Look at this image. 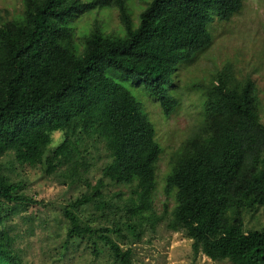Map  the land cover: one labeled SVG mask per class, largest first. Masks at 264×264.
<instances>
[{
    "label": "trees",
    "instance_id": "16d2710c",
    "mask_svg": "<svg viewBox=\"0 0 264 264\" xmlns=\"http://www.w3.org/2000/svg\"><path fill=\"white\" fill-rule=\"evenodd\" d=\"M242 4L146 0L135 21L126 0H22L20 13L0 22V264H19L2 220L36 202L24 194L21 181L4 173L1 157L7 152L20 165H40L62 183L85 187L63 208L66 246L87 237L97 255L100 240L108 246L110 264H133L131 249L120 248L110 234L123 238L124 228L139 240L164 220L167 229L191 240L193 256L264 264V229H244V214L264 207V123L252 79L220 69L197 83L205 133L184 140L174 154L164 186L166 193L174 190V204L156 213L152 191L161 149L155 130L129 90L107 75L111 69L142 82L162 114L170 115L178 104L168 90L178 62L211 41L207 8L216 5L228 19ZM101 6L116 8L118 33L102 34L94 25L75 51L67 20ZM55 130L63 138L49 148ZM100 145L107 159L91 183L89 149ZM107 184L129 192L110 191ZM111 199L118 200L114 209L124 217H112L110 227L83 223L71 211L86 204L111 210Z\"/></svg>",
    "mask_w": 264,
    "mask_h": 264
},
{
    "label": "rangeland",
    "instance_id": "374dc122",
    "mask_svg": "<svg viewBox=\"0 0 264 264\" xmlns=\"http://www.w3.org/2000/svg\"><path fill=\"white\" fill-rule=\"evenodd\" d=\"M126 4L134 20L138 21V13L146 0H126ZM21 10L22 0H0V22L14 17ZM207 13L209 21L206 28L211 41L190 58L178 62L168 87L178 99V104L170 115L162 114L158 102L142 82H134L111 69L107 71V75L129 90L155 130L154 138L161 149L152 191V207L156 213H161L165 206L169 211L174 204V190L164 191L166 178L172 171L174 154L184 140L205 133L202 122L204 95L198 82H207L220 69L230 70L238 79L251 78L257 94L259 118L264 123V0H243L239 11L228 19L219 16L216 5L209 6ZM66 25L72 30L74 50L78 51L82 38L92 26L96 25L102 34H115L120 29V20L114 6H101L78 11L74 18L67 20ZM50 135L49 148H53L62 140L63 133L55 130ZM89 151L92 157L88 179L94 183L101 176L100 169L107 158L101 145ZM1 163L4 173L13 181H21L24 194L36 201L2 220L14 238L13 249L19 257V264H110L108 246L100 240L97 241L100 249L97 255L92 253L87 237L73 239L67 246L63 243L68 226L63 208L85 192L82 184L62 183L44 174L40 165H20L14 160L12 152L3 155ZM106 189L129 192L126 186L107 184ZM110 202L111 210H100L93 204H86L71 208V211L83 223L93 227H110L112 217L120 221L124 217L122 211L114 209L118 200L111 199ZM244 229H264V207L252 216L244 214ZM121 234L123 238L114 233L110 236L120 248L131 249L133 264H231L227 260H211L201 253L193 256L191 240L182 232L167 229L164 220L159 221L153 231L145 230L139 240L133 239L124 228Z\"/></svg>",
    "mask_w": 264,
    "mask_h": 264
}]
</instances>
